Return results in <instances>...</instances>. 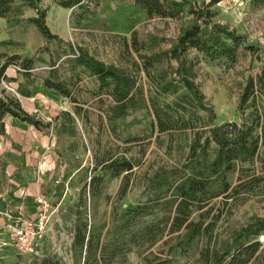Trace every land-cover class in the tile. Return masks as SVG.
I'll return each mask as SVG.
<instances>
[{
	"label": "rangeland",
	"instance_id": "374dc122",
	"mask_svg": "<svg viewBox=\"0 0 264 264\" xmlns=\"http://www.w3.org/2000/svg\"><path fill=\"white\" fill-rule=\"evenodd\" d=\"M120 1L125 5L129 3V0H110L108 4L114 11ZM105 5L102 4L101 10ZM42 7L48 10L47 26L58 39L46 41L29 21L36 17L35 12L25 9L18 26L6 28V24L0 22V43H5L0 47V55L6 60L19 56L20 63L31 60L30 75L39 85L52 69H57L72 97L43 94L48 102L42 110V121L50 127L40 132L51 140L52 146L50 158L40 159L38 168L42 181L39 195L49 204L39 255H20L0 221V264H40L54 256L62 264H74V214L79 202L81 205L90 203L88 191L82 188L96 163L106 159L126 160L134 169L128 175L107 182L102 197L95 202V210L88 208L85 217L92 226L89 264H211L213 253L227 246L239 231L264 221V157L239 165L231 178L234 186L241 183V188L229 199H217L206 209L211 210L208 221L218 217L212 236L178 250H172L174 235L165 228V219L172 209L173 191L165 193L160 189L165 179L171 186L188 174L190 148L197 133L203 144L211 124L250 121L254 109L249 107L239 112L238 106L248 79L256 80L264 68V6H257L253 0H222L216 5L217 21L244 35L257 50L251 53L241 49L235 65L210 62L194 51L189 52L186 59L192 78L206 103L213 107L216 118L212 121L208 113L190 110L184 121L177 124V130L166 135L158 133L150 99L161 104L172 103L179 95L189 102L187 92L181 89L175 96L156 95L142 62L132 50L130 34L117 29L78 30L74 27L73 11L62 9L54 0H43ZM112 17L113 14L108 13L103 20L110 22ZM179 28L178 22L159 19H138L136 23L138 40L151 46L154 53L170 51ZM79 53L137 79L139 91L135 108L130 109L126 117L109 120L107 112L113 102L108 90H102L98 79L77 64ZM177 68L176 61H165L160 69L168 75L169 81L177 82L173 74ZM11 73L14 72L10 67L9 75ZM8 82L0 83V95L17 97L8 88L18 95L19 92ZM251 105L252 101L248 106ZM255 105L264 113V94L257 92ZM261 123L264 124V115ZM212 158L211 150L208 160ZM143 205H147L148 214L136 219V226L129 229L131 211ZM6 209L0 207L1 211ZM35 209L33 213L22 205L14 216L21 214L26 219H35L39 214L38 207ZM149 229L157 237L152 245L141 239ZM137 231L140 236H134ZM256 240L260 241L263 253L253 264H264V232Z\"/></svg>",
	"mask_w": 264,
	"mask_h": 264
},
{
	"label": "trees",
	"instance_id": "16d2710c",
	"mask_svg": "<svg viewBox=\"0 0 264 264\" xmlns=\"http://www.w3.org/2000/svg\"><path fill=\"white\" fill-rule=\"evenodd\" d=\"M56 5L65 10L73 11L75 29H104L105 31H123L131 35L132 50L142 62V69L150 80L151 86L158 97L175 96L181 89L187 92L189 102L178 95L172 103L161 104L158 100L150 99L158 133L162 135L174 132L177 124L183 120L190 110L208 113L213 121L216 118L213 107L206 103L204 95L192 78L190 65L186 56L194 51L210 62H224L235 65L239 52L244 49L254 53L257 49L247 41L244 35L217 21L215 7L222 0H129L125 5L122 1L113 11L110 0H54ZM43 0H0V22L6 28L18 26L23 19L24 10L30 9L36 17L30 19L38 32L46 41L57 40L47 26L48 10L42 7ZM259 7L264 6V0H253ZM102 4H106L101 10ZM123 4V5H121ZM110 13L109 21L103 16ZM138 19L175 21L180 23L179 34L175 45L168 52L154 53L149 45H143L138 40L136 23ZM113 20V21H111ZM1 28V27H0ZM5 43H0V47ZM143 50L146 53L142 54ZM73 52V51H72ZM0 55V83L8 81L10 67L17 68L28 86L36 83L31 77L33 63L31 60L20 63L19 56L9 57ZM167 61H176L178 68L173 73L178 81L168 80V75L161 71V66ZM77 64L90 72L99 81L102 90H108V96L113 106L108 110L109 120H119L126 117L130 109L135 108V98L139 91L135 77L115 68H108L103 63L90 56L79 53ZM43 88L71 99L72 93L62 81L57 69H52L49 76L41 82ZM257 92L264 94V68L257 79H248L240 97L239 112L252 107L249 122L241 124L226 122L221 125L211 124L208 137L201 143L199 133L190 148V167L187 175L179 178L174 185H169L167 179L160 183L161 191H173L171 211L165 219V228L174 235L172 250L189 246L196 240L212 236L218 221H208L211 210H206L214 201L220 198L229 199L241 183L234 186L232 176L239 165L252 163L264 157V124L261 123L264 113L255 105ZM252 101V105L248 106ZM17 119L22 123L41 131L48 129L36 116L28 114L20 100L12 95L0 96V138L6 134V119ZM212 150L213 158L208 160ZM264 160V158H263ZM264 167V161H262ZM134 165L126 160L106 159L96 163L89 181H85L82 191H88L90 203L79 202L75 211L76 225L72 244L74 264H89V246L92 241V226L86 220L88 208L95 210V202L102 197L105 184L117 179L123 174H129ZM264 169V168H263ZM238 186V187H237ZM168 187V188H166ZM166 188V189H165ZM132 218L127 227H135V220L144 218L147 205L139 206L131 211ZM129 221V219L127 220ZM151 229V228H150ZM148 230L141 239L150 244L157 241L153 232ZM140 231L134 236H140ZM264 232V221L249 225L239 231L230 243L223 249L213 253L211 264H253L263 253L262 245L256 238ZM40 264H62L57 256L45 259ZM207 264V263H206Z\"/></svg>",
	"mask_w": 264,
	"mask_h": 264
},
{
	"label": "crops",
	"instance_id": "0c3cea01",
	"mask_svg": "<svg viewBox=\"0 0 264 264\" xmlns=\"http://www.w3.org/2000/svg\"><path fill=\"white\" fill-rule=\"evenodd\" d=\"M7 77L8 84L19 92L23 109L42 120V110L48 102L43 94H56L43 88L42 84L28 86L19 74L8 73ZM51 146V140L34 127L11 117L6 119V134L0 138V207L8 209L0 210L1 224L9 221L6 213L14 215L22 205L33 213L36 211L35 198L42 183L39 163L40 159L50 158Z\"/></svg>",
	"mask_w": 264,
	"mask_h": 264
},
{
	"label": "built area",
	"instance_id": "2783aa9c",
	"mask_svg": "<svg viewBox=\"0 0 264 264\" xmlns=\"http://www.w3.org/2000/svg\"><path fill=\"white\" fill-rule=\"evenodd\" d=\"M12 71L17 73L19 70L12 68ZM8 89L20 99V96L12 88ZM35 203L39 210L38 217L35 219H26L21 214L16 217L11 213L5 214L9 219L5 224V231L9 234L17 252L22 256L39 255V243L44 236L49 218V204L46 199L38 195L35 198Z\"/></svg>",
	"mask_w": 264,
	"mask_h": 264
}]
</instances>
